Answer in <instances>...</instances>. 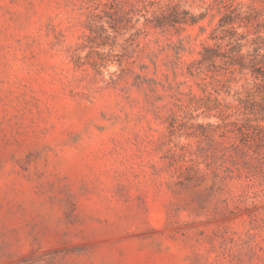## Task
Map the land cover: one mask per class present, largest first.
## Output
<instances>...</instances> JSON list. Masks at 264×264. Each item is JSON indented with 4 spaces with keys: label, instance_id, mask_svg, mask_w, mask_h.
I'll list each match as a JSON object with an SVG mask.
<instances>
[{
    "label": "rangeland",
    "instance_id": "374dc122",
    "mask_svg": "<svg viewBox=\"0 0 264 264\" xmlns=\"http://www.w3.org/2000/svg\"><path fill=\"white\" fill-rule=\"evenodd\" d=\"M0 264H264V0H0Z\"/></svg>",
    "mask_w": 264,
    "mask_h": 264
}]
</instances>
